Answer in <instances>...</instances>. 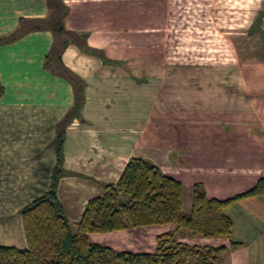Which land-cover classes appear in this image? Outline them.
I'll list each match as a JSON object with an SVG mask.
<instances>
[{"label":"rangeland","instance_id":"rangeland-1","mask_svg":"<svg viewBox=\"0 0 264 264\" xmlns=\"http://www.w3.org/2000/svg\"><path fill=\"white\" fill-rule=\"evenodd\" d=\"M139 3L133 2L135 14L120 11H126V4L99 10L96 40L107 51V57L100 51L104 59L95 82L99 95L94 97L103 106L101 132L134 146L130 151L151 159L164 174L172 168L174 177L184 180L185 202L193 197L196 183L220 199L249 191L264 177V0ZM59 5V0H48L49 8ZM12 115L0 113V120ZM17 115L34 118L27 111ZM33 150L16 154L28 166L0 168L2 244L25 246L20 210L43 194L39 187L52 178L48 168L36 175L40 154ZM174 227L157 225L162 234ZM150 228L153 232L156 226L117 233L110 244L117 250L150 251L135 242L149 235ZM107 237L103 242L109 244Z\"/></svg>","mask_w":264,"mask_h":264},{"label":"crops","instance_id":"crops-1","mask_svg":"<svg viewBox=\"0 0 264 264\" xmlns=\"http://www.w3.org/2000/svg\"><path fill=\"white\" fill-rule=\"evenodd\" d=\"M133 2L59 0L65 10L62 16L60 9L49 8L48 0H0V113L16 115L10 120H0V154H11V157H0V168L28 166L27 160L16 154H30L34 149L32 153L37 150L36 154H40L35 157L38 161L36 175L38 169L47 168L51 175L56 162L54 139L63 133V168L70 173L60 177L57 195L72 223L80 221L89 199L104 193L106 183H116L130 158L143 157L130 151L134 146H126L115 135L101 132L103 106L94 97L99 95L95 91L96 73L102 68L104 59L100 51L107 53L105 45L96 40L101 28L96 26L100 22L99 10L104 11L102 5L115 4L118 7L126 4V11H120L135 14ZM87 48L95 50L92 52ZM78 95L82 98L79 106ZM17 110L31 112L34 118L25 119L17 115ZM167 167L164 165V172ZM1 173L0 170L2 180ZM173 174L170 168L168 176L174 177ZM50 183L49 177L47 184L43 182L44 188L39 187L40 193L46 191ZM181 183L184 188V180ZM191 205L190 196L186 202L183 200L185 210ZM226 212L234 222L231 238L206 237L201 242L185 241L227 247L224 264H264V195L234 201L227 206ZM10 221L5 222L6 227L11 226ZM125 231L133 230L92 236L103 242L110 235L108 242L113 244L112 238ZM159 234L156 226L153 232L149 230V235L137 238L135 242L151 251L154 248L150 244H156ZM231 240L241 244L232 248ZM24 245L11 246L26 248V241Z\"/></svg>","mask_w":264,"mask_h":264},{"label":"trees","instance_id":"trees-1","mask_svg":"<svg viewBox=\"0 0 264 264\" xmlns=\"http://www.w3.org/2000/svg\"><path fill=\"white\" fill-rule=\"evenodd\" d=\"M59 6L63 16V4ZM81 100L78 95V106ZM55 137L56 162L49 188L20 210L27 247L0 244V264H224L227 247L182 238H231L234 222L227 206L264 195V177L249 191L228 199L210 197L204 184L196 183L191 208L185 210L181 181L164 174L148 158L132 157L118 181L106 183L104 193L89 199L80 221L72 223L57 195L60 177L70 172L63 168V133ZM166 224L175 227L159 234L151 251L117 250L92 236ZM240 244L231 240L232 248Z\"/></svg>","mask_w":264,"mask_h":264}]
</instances>
